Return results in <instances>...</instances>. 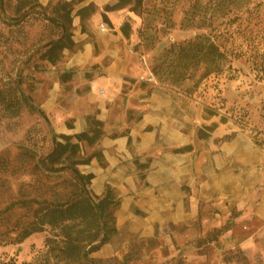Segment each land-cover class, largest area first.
I'll return each instance as SVG.
<instances>
[{"label": "rangeland", "instance_id": "obj_1", "mask_svg": "<svg viewBox=\"0 0 264 264\" xmlns=\"http://www.w3.org/2000/svg\"><path fill=\"white\" fill-rule=\"evenodd\" d=\"M118 2L104 11L121 15L124 37L138 36L133 48L141 51V57L148 54L156 82L199 83L208 75L211 64L206 59L189 63L185 78L180 77L177 67L186 63L177 58L179 47L204 41L225 52L223 78H229L227 84L235 81L245 88L241 98L224 99L228 109L222 116L230 114L240 125L251 124L249 106L264 108V0H122V6L114 7ZM86 4L87 0H51L47 5L40 0H0V85L5 92L0 93V264L29 263L44 250L49 232L16 245L1 244V237L12 233L17 223L32 219L34 199L54 200L52 195L59 193L56 199H69L75 190L72 171H80L93 157L100 158L99 141L83 142L72 160L85 164L65 161L55 166L62 167L58 173L41 168L57 141H63L64 129L61 120L40 106L52 89L49 64L59 70L65 52L76 51L74 21L78 17L85 27L92 16L91 9L81 13ZM134 23L139 24L137 31ZM57 40L67 47L50 54ZM49 57H54V64ZM68 75L60 74L65 89L71 86L64 80ZM209 91L198 88L200 95ZM65 126L71 130L73 120ZM238 214L207 225L193 222L149 238L117 233L93 254L94 264H264V219L245 216L236 221Z\"/></svg>", "mask_w": 264, "mask_h": 264}, {"label": "crops", "instance_id": "obj_2", "mask_svg": "<svg viewBox=\"0 0 264 264\" xmlns=\"http://www.w3.org/2000/svg\"><path fill=\"white\" fill-rule=\"evenodd\" d=\"M113 1L87 0L98 12L85 27L78 17L74 21L78 47L65 52L59 70L49 64L52 89L40 106L61 120L65 135L85 132L89 117L103 122L100 158L80 171L94 175V194L116 190L118 233L149 238L193 222H222L234 212L236 221L264 219V149L255 137H264V108L251 104V124L240 125L211 107L210 89L198 94L201 81H142L152 73L151 59L133 48L138 36L130 43L122 35L121 15L104 11ZM61 73L69 74L64 80L70 89ZM226 87L231 101L245 88L235 81ZM71 120L69 130L65 123Z\"/></svg>", "mask_w": 264, "mask_h": 264}, {"label": "trees", "instance_id": "obj_3", "mask_svg": "<svg viewBox=\"0 0 264 264\" xmlns=\"http://www.w3.org/2000/svg\"><path fill=\"white\" fill-rule=\"evenodd\" d=\"M121 1L119 0L114 7L122 6ZM85 8L80 12L83 13V11L91 9L93 14L96 11L93 3ZM109 9L107 7V10ZM105 20L109 21L107 18ZM66 47L62 41H54L49 53L63 51ZM178 49L180 51H177V58L186 63V66L177 67L179 76L182 78H185L183 75L187 71L188 64L195 60L198 62L210 60L211 65L206 68L208 75L203 80L226 70L221 69L226 54L214 43L207 46L204 41H201L198 44ZM53 58L49 57L47 60L54 64L56 60ZM0 93H5L1 85ZM103 134V122L89 117L88 129L85 132L61 135L63 141H57L54 150L44 157L41 168H45L48 173H58L62 167L55 168V166L63 164L65 161H71L74 156L80 153L83 142L95 144ZM255 137L258 145L264 149V137L259 136L258 133ZM73 138H76L75 142L72 141ZM85 163L72 160L71 164ZM72 172L75 180L72 186H75V190L69 199H56L60 193L56 196L52 195L55 197L54 200L40 202L34 199L36 205L30 207L32 208V219L28 222L17 223L12 233L2 235L1 244L16 245L25 242L34 234L49 232L45 239L44 250L34 256L31 262L25 264H94L97 260L93 254L101 250L118 233L115 211L121 200L116 190L108 187L103 195L98 196L93 193L90 187L94 178L93 174L85 175L76 169ZM3 264L14 263L4 262Z\"/></svg>", "mask_w": 264, "mask_h": 264}, {"label": "built area", "instance_id": "obj_4", "mask_svg": "<svg viewBox=\"0 0 264 264\" xmlns=\"http://www.w3.org/2000/svg\"><path fill=\"white\" fill-rule=\"evenodd\" d=\"M101 28L102 30H107V26L106 24H101ZM226 71L223 73H220L218 75H211L208 78H205L203 80V82L201 83V86L204 88H208L210 89L213 93H215V99L212 102V106L213 108H216L218 110L223 111V109H228L226 104L227 102H225L224 99L225 98V89H226V82L229 80V78H223L224 76H226ZM142 81H149L152 83H155L157 80L155 78V76L153 75V73L148 74L147 76H144L141 78ZM226 103V104H225ZM222 107V108H221Z\"/></svg>", "mask_w": 264, "mask_h": 264}]
</instances>
